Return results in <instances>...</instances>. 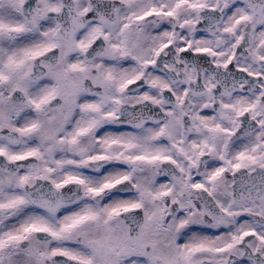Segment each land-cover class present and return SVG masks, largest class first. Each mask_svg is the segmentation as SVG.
Segmentation results:
<instances>
[{
  "label": "snow or ice",
  "instance_id": "6c2138e0",
  "mask_svg": "<svg viewBox=\"0 0 264 264\" xmlns=\"http://www.w3.org/2000/svg\"><path fill=\"white\" fill-rule=\"evenodd\" d=\"M0 264H264V0H0Z\"/></svg>",
  "mask_w": 264,
  "mask_h": 264
}]
</instances>
